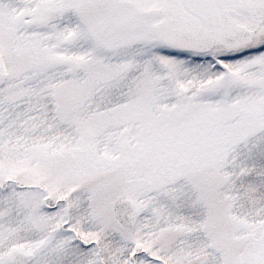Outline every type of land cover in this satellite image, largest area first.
<instances>
[{
  "label": "snow or ice",
  "instance_id": "1",
  "mask_svg": "<svg viewBox=\"0 0 264 264\" xmlns=\"http://www.w3.org/2000/svg\"><path fill=\"white\" fill-rule=\"evenodd\" d=\"M0 264H264V0H0Z\"/></svg>",
  "mask_w": 264,
  "mask_h": 264
}]
</instances>
